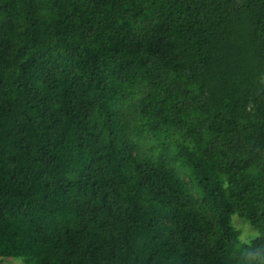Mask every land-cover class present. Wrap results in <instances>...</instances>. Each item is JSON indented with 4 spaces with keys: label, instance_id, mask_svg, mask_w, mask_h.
<instances>
[{
    "label": "trees",
    "instance_id": "trees-1",
    "mask_svg": "<svg viewBox=\"0 0 264 264\" xmlns=\"http://www.w3.org/2000/svg\"><path fill=\"white\" fill-rule=\"evenodd\" d=\"M4 258L264 264V0H0Z\"/></svg>",
    "mask_w": 264,
    "mask_h": 264
},
{
    "label": "rangeland",
    "instance_id": "rangeland-1",
    "mask_svg": "<svg viewBox=\"0 0 264 264\" xmlns=\"http://www.w3.org/2000/svg\"><path fill=\"white\" fill-rule=\"evenodd\" d=\"M232 224L236 226L237 229L241 231V240L247 241L249 237H251L252 234L257 235V233L254 230H251V228L245 224L243 221L237 218V216H233L232 218ZM253 236V237H254ZM0 264H24L18 259H12V258H4L0 259Z\"/></svg>",
    "mask_w": 264,
    "mask_h": 264
}]
</instances>
